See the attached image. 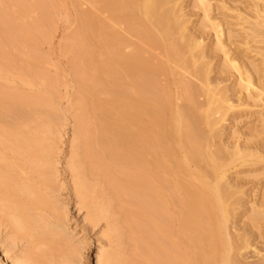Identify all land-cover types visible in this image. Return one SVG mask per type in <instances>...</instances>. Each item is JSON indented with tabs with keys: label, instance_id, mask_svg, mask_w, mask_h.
<instances>
[{
	"label": "bare ground",
	"instance_id": "bare-ground-1",
	"mask_svg": "<svg viewBox=\"0 0 264 264\" xmlns=\"http://www.w3.org/2000/svg\"><path fill=\"white\" fill-rule=\"evenodd\" d=\"M88 1L94 9L79 14L83 34L69 41L83 48L76 68L86 83H76L82 95L74 104L86 160L78 161L84 164L74 171L77 193L92 209L86 220L93 226L110 223L108 234L117 245L103 262L99 259L101 264H264V234L259 231L264 188L243 211L247 182L229 172L238 166L264 167V0H193V13L201 11L203 17L198 33L188 25L191 15L182 0ZM53 4L0 0V81L7 82L15 72L23 82L39 81L50 89L25 92L0 82V218L25 235L37 225L32 218L29 223L28 205V211H45L52 204L45 190L55 188L53 143L44 144L47 137L40 132L48 134L45 128L59 117L54 99L59 81L41 66V58L18 66L17 55L5 48L17 51L33 39ZM106 12L110 22L101 16ZM118 22L138 40L116 30ZM209 32L212 49L204 42ZM238 48L243 49L240 55ZM245 50L255 59L246 54L244 61ZM218 55L223 62L212 75ZM230 78L234 85L227 84ZM258 110L263 111L259 116ZM230 114L236 121L256 116L257 122L256 117L250 121L257 124L244 133L237 129L236 139L230 133L233 142H228L224 126ZM113 202L122 209V224H112ZM50 210L58 213L56 207ZM240 212L251 213L246 227L237 226ZM40 221L42 235L47 224L65 231L44 217ZM119 224L130 231L132 255L121 248ZM257 239L263 247L258 248ZM33 250L19 255L16 264H39ZM251 252L253 261L246 257Z\"/></svg>",
	"mask_w": 264,
	"mask_h": 264
},
{
	"label": "rangeland",
	"instance_id": "rangeland-1",
	"mask_svg": "<svg viewBox=\"0 0 264 264\" xmlns=\"http://www.w3.org/2000/svg\"><path fill=\"white\" fill-rule=\"evenodd\" d=\"M51 1H53V3H54L53 7H52V9H50V11H48L49 13L47 14V17H45L46 20H44L42 22L39 21L40 24H38L37 29L34 30V35H35L34 38L33 39L31 38L30 41H27L26 42L27 45L25 44L26 46L24 45V46L20 47L19 50H17V51L12 46L6 47L5 50H8L12 54L17 55V58H18L17 65L18 64L22 65L24 63V61L25 62L28 60L30 61V59H33V57L35 58V56L41 58L40 59L41 66L47 70V72L51 78L57 77L56 79H57V81H59V82H57V85H58L57 88L58 89H56V92L58 94L55 95V93H56L55 92L54 93L55 98L53 96V98L55 99V103L57 105V107H56L57 111H58L57 116H59V117H57L56 122H55L56 119L54 121L52 120L53 122H55L54 124H53V122L52 123L50 122L51 124H53L52 127L50 124V126H47V128H45V130H47L49 127V132H48L49 135L46 133V131H44L45 133H43V131H42V133L40 132V134H42L41 136L43 138H45V136L47 137L48 142L46 141V142H44V144L46 143V145L48 146V145H51L53 143V145L50 146V147L53 146L51 148L52 149L51 152H53V153H50L51 154L50 160L52 163L50 165L52 167H50V168H52L51 169L52 171L54 170L55 188L53 187V190L48 189L49 191L45 190V193L47 191V193H46L47 195L45 194V196H47L46 198H48L47 200L49 201L48 202L49 205L52 203L51 207L48 206L47 209L48 208L49 209L50 208L55 209V207H56V209L60 215H59V218H57L56 214H58V213H55L54 210L53 211L50 210L51 211V213H50V211H47V209L44 211L43 209L40 210L37 208L35 209L33 207L30 208L33 211H28V207H29V205H28V207L26 208L25 211H26V213L27 212L30 213V215H27V216L30 217L32 215L30 217L29 223H31V218H32L33 219L32 223H34L33 225H35V224H37V225L33 227L31 224L32 227L29 228V230L30 229L31 230L28 231V232H30V234L26 232V235L24 234L25 231H24V233L20 232L21 234L16 232L17 231V230H15L16 228H13L8 223L7 220H5L6 222L4 221V219H6V218H4V219L0 218L1 219V221H0V264H16L17 262H15V261L17 260V257L19 255H25L26 253H28V251H32L33 249H34L33 251H35V253L38 255V256H36V255L35 256L38 257L37 262L39 264H56L57 262H58V264H60V263L61 264H63V263L64 264H101V262L104 261L105 257L109 253H111V251H113V249L115 248V245H116V242H114L113 238H111V236H109V234H108L110 232V229H109L110 223H106V221H102L98 225L93 226L92 224H90L88 222V220H86L89 216V213H91L92 209H89L88 206L86 207V203H85V201L81 200V198H80L81 196L78 195V193H77V192H79L78 187H76L78 185L76 171H79L77 168V165L79 167V165L84 164V163L79 164L80 162H78V161L82 160L81 161V163H82L83 160L85 159V158L84 159L82 158L84 156V150H85L84 149L85 147L82 145H85L83 143V141L85 142V139H84V137L81 138L78 135V129L77 128L79 127V124L77 123L78 122L77 121L78 112L76 111L78 109H77V105L76 106L74 105V104L78 103L77 101L80 99L79 96L82 95L79 93V91H78L79 87H77V86H78V83H80V81L84 82V78L78 77L79 71L76 68L77 67L76 64H78L77 61H79V59H81L78 57H80L83 54V53L81 54V51H80L83 48L81 45H80L81 48L79 46H75L77 43L76 44L74 43V46L72 47L73 44L72 45L70 44V42H71L70 40L75 37L74 39L76 41V39H77L76 37L80 38L79 35L83 34V30L81 31L82 28L80 27L81 22L79 21L81 19V17H80L81 15H79V14H81V12H83V11H90L94 8L91 5L92 2L88 1V0H51ZM182 1L184 2V6L186 7V11H188L189 15H191L190 16V22H188L189 23L188 25H190L189 27L193 28V29L191 28L192 31L196 30L195 31V33H196L198 31L197 29H199L198 27L200 26V22L203 19V17L201 16V11H199V13L197 14L196 13L197 11L195 10L196 12L193 13V10L195 9V8H193L194 7L193 6V3H194L193 0H182ZM79 10H81V11H79ZM191 12H192V14H191ZM104 13L101 16L103 18H106L107 22H110V20L108 19L109 17L108 18L106 17L109 12L108 13L106 12V14H104ZM35 17L36 16L33 15V20H35ZM114 23H116V22L114 21ZM118 24L121 25V22H118L117 25H115L117 28L113 25L116 28V30L117 29L121 30L123 32L122 34L127 36V38L129 40H131L132 42H136L138 40L136 36H134L133 34H129L130 32H128V33H125L126 31L124 32V29L126 27V26H124L125 25L124 23H123L124 25L122 24L120 27H118ZM226 25L230 26L229 24H226ZM80 31L82 34L80 33ZM200 31H201V29H199V32ZM211 34H212V32H211ZM211 34H210V32H209V34H206L208 36L210 35L208 37V36H205V33H204V40H205L204 42L208 43L207 45L209 48H211V47L213 48V46H214L213 45L214 44V42H213L214 36L212 37ZM45 35L48 38L47 40L44 39ZM206 37H207V39H206ZM1 40H2V38L0 37V41ZM67 42L69 43V45H71V47L68 45ZM77 45H79V44H77ZM210 45H212V46H210ZM252 47H254V46H252ZM239 48H238V55H240L242 53L241 51H243V49L239 50ZM130 49H131V47H129V48L127 47L126 51H131L132 49L131 50ZM156 53L160 54L161 52L159 53V50L157 49ZM247 53H249V52H247L245 50L244 54H242L245 58L244 61L247 58H251V60H253L252 57H253L254 53L253 54H251V53L247 54ZM245 55L247 56V58ZM215 57H214L215 59L213 58L214 61L212 60V64H214L213 70H215L216 72L213 71L212 75H215V74L217 75L219 73V72L217 73V71L219 70V67H221L222 62H223V59L220 55H218L219 58H217V56H215ZM255 57H257V56H255ZM19 59H21V60H19ZM242 59H243V57H242ZM21 62H22V64H21ZM12 73H15V72H10L9 76L7 75L10 78V79L7 78L8 79L7 82L1 80L4 82V84L8 83L9 87L11 86L14 89H18L19 91L22 90L25 92H38L39 90H42V92L47 93L50 91V89H48V91H47V88H49V87L46 86L47 88H45L46 83H43L44 87L41 85L42 84L41 82L39 83V81H37L38 83L35 82L36 84L35 83H32V84L29 83L28 84V81L26 82V80H25L23 82L24 79L22 80L21 79L22 77L20 78V77H18L19 75L17 76V74H16L15 76L18 77V78H16L15 76H13L14 74H12ZM233 81H234V79L230 78V80H228L226 82L228 85H231V84L234 85L235 81L234 82ZM3 82H1V83H3ZM226 82H225V84H226ZM76 83H77V86H76ZM87 83L89 84L91 82H88V80H87ZM52 92L53 91H51V93ZM80 92H81V90H80ZM50 94H48V95H50ZM76 99H77V101H76ZM259 111L263 112L262 110H258L257 116H259ZM233 113L234 112H232L231 114L233 115ZM232 115H231V117H232ZM233 116L236 117L237 115H233ZM231 117L229 118V120L231 119L230 121L232 123L235 122V124H232L229 120L227 122H225L226 125L224 124L225 125L224 126L225 132L227 129V133H225L227 136L225 134H224V136L226 137V140L228 138V140H229L228 142H230V141L233 142V138H231V134L233 135L232 137H234L235 136L234 132H236L237 129L239 131H237L236 133H238V132L244 133L246 130H248V128H250L248 126L252 127L253 124H251V121L253 122L256 119V122H257V119H258V117H256V116H252V118L249 117L251 119H249V118L247 119V118H245L246 117L245 116L244 118H241V117L238 118V120L236 121V118H234V117L231 118ZM254 117H256V118L254 120H252ZM239 119H240V122L238 124H236L239 121ZM228 125H230V126L228 127ZM255 125H253V126H255ZM50 129H51V131H50ZM40 134H39V136H40ZM41 136H40V138H42ZM44 141H45V139H44ZM82 147H83V149H82ZM75 162L77 164H75ZM258 167L261 168L260 166H257V167L255 166L254 168H253V166L252 167H249V166H242V167L240 166L239 167L238 166L236 169L233 168L235 171L233 169H230L231 171L229 170L230 174L233 175V176L231 175L230 177L235 178L237 176L238 177L244 176L245 178H243V179L247 182V185L245 184V186H244L245 187L244 190H246V192L248 193V194L244 195V196H246L245 197L246 201L243 198L244 204H246V203L247 204L245 205L246 207L244 206L245 208L243 207L245 209L243 211H246L247 209L249 210V208H250L249 206H250V204H252L251 202H253L252 199L253 200L259 199L258 196H259V193H261L260 190H262V192H263L264 173H262V171L264 172V170H263L264 167H262V171H258L257 170ZM255 169L257 170V172ZM74 170H76V171H74ZM236 171L239 173H236ZM256 175H258L257 176L258 179L255 178ZM239 179L242 180L241 178H239ZM245 181H244V183H246ZM106 191H108V189ZM251 191H252V193H251ZM256 193H258V194H256ZM49 194H50V196H49ZM114 202H113L114 212H113V214H111V216H113V217H111V219H112V221H114V220L115 221L114 222L111 221V222H112V224L113 223L118 224V222L122 224V220H121L122 217L120 215V212H122V209H121L120 205L118 204V202H116V203H114ZM39 213H41V214H39ZM48 213H50V214H48ZM54 213H55V216H53ZM250 214H251L250 212H245L244 214L242 212H240V214H238V215H241V217L236 216L237 221L239 222V225L237 224V226H241V225L244 226L245 225L244 227H246L250 223L249 222L250 221L249 220ZM37 217H38L39 221H40V218L44 217V219H46V221H48L50 223L60 224L64 228L65 231H62L63 229L60 230V229L56 228L55 226L53 228V226H51V224L50 225L47 224V226H48V228H47L48 230L46 231L47 234H45V232H43L44 234L42 235L41 232L43 231V229L40 230L41 232L38 231L39 229H37V226L40 225V222H41L40 221L38 223ZM51 218H53V219H51ZM54 218L55 219L57 218V219L55 220ZM236 218L234 220H236ZM36 220H37V223H35ZM2 221H4V222H2ZM58 221H59V223H58ZM237 221H236V223H237ZM7 224H8V226H6ZM121 224H119L120 226H122L121 232L124 231L123 232L124 234H121L123 236H121L122 239H120V241L121 240L122 241L121 242L119 241L121 246L124 245L121 248L123 249L125 255L127 254V256H128L129 253H131V255H132L133 244L131 243V241H129L130 231L128 228L127 229L125 228L127 226L124 227ZM9 225H10L11 229H10ZM261 225L264 226V223ZM261 225H260L261 228L259 231H261V232L263 231L262 233L264 234V227ZM47 226H45V227H47ZM35 227L37 230L35 229ZM39 227L40 226H38V228ZM17 234H19V235H17ZM36 236H37V238H36ZM260 239L263 241L264 238H260ZM260 239L256 240L258 242V244H257V246H259L258 248L263 247V243H264V241H263V243H261ZM1 241L5 244H3ZM10 241H11V243H10ZM66 241H67V243H66ZM129 243H131V244H129ZM9 244H10V246H9ZM37 247H40V248L38 249ZM29 248L32 250H30ZM36 250H38V251H36ZM64 252H66V253H64ZM249 253L247 254L246 257L249 256L251 258L250 259H248L249 257L248 258L245 257V258L250 260V261H253L255 259V257H254L255 255H253V252H251L252 254H249ZM57 255H59V256H57ZM14 256H16V257H14ZM99 259L102 261L100 262ZM67 262H69V263H67Z\"/></svg>",
	"mask_w": 264,
	"mask_h": 264
}]
</instances>
